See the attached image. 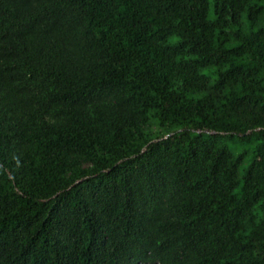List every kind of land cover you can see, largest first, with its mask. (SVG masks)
Here are the masks:
<instances>
[{"label": "trees", "instance_id": "16d2710c", "mask_svg": "<svg viewBox=\"0 0 264 264\" xmlns=\"http://www.w3.org/2000/svg\"><path fill=\"white\" fill-rule=\"evenodd\" d=\"M262 23L0 0V264H264Z\"/></svg>", "mask_w": 264, "mask_h": 264}, {"label": "rangeland", "instance_id": "374dc122", "mask_svg": "<svg viewBox=\"0 0 264 264\" xmlns=\"http://www.w3.org/2000/svg\"><path fill=\"white\" fill-rule=\"evenodd\" d=\"M210 16H211V18H213V12L211 13ZM261 26L264 28V23H262ZM175 40L176 39H173V41H175ZM210 77L213 78V79H215L216 75L212 73V74H210ZM250 164H251V156L250 155H247L245 157V160H244L242 166H241V178H242L244 172L249 168Z\"/></svg>", "mask_w": 264, "mask_h": 264}]
</instances>
